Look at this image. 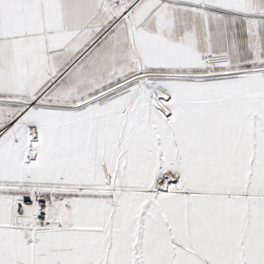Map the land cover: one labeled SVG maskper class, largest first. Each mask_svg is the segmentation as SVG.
Masks as SVG:
<instances>
[{
  "label": "snow or ice",
  "instance_id": "snow-or-ice-1",
  "mask_svg": "<svg viewBox=\"0 0 264 264\" xmlns=\"http://www.w3.org/2000/svg\"><path fill=\"white\" fill-rule=\"evenodd\" d=\"M0 264H264V0H0Z\"/></svg>",
  "mask_w": 264,
  "mask_h": 264
}]
</instances>
